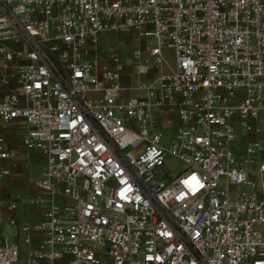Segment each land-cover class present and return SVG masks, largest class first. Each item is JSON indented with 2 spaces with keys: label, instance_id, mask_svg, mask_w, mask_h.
I'll return each mask as SVG.
<instances>
[{
  "label": "built area",
  "instance_id": "obj_1",
  "mask_svg": "<svg viewBox=\"0 0 264 264\" xmlns=\"http://www.w3.org/2000/svg\"><path fill=\"white\" fill-rule=\"evenodd\" d=\"M124 30L128 58H88ZM0 83V180L15 122L44 156L28 203L48 202L19 221L0 200V264H264V0H0Z\"/></svg>",
  "mask_w": 264,
  "mask_h": 264
},
{
  "label": "rangeland",
  "instance_id": "obj_2",
  "mask_svg": "<svg viewBox=\"0 0 264 264\" xmlns=\"http://www.w3.org/2000/svg\"><path fill=\"white\" fill-rule=\"evenodd\" d=\"M141 46V40L137 37V35L132 32L131 30H124V31H112V32H102L98 34V38H97V42L91 46V50L92 53L88 56V58H93L94 56L97 57L100 61H102L103 63H106L113 55H116L117 57L121 58V59H126L128 58V56L130 55L132 49L140 47ZM174 65V56H173V52L171 49H165L162 52V60L161 63L159 64V67L161 68V70H168L170 69L172 66ZM126 71L129 72L131 71L130 67L126 68ZM156 75V70L155 68H150L149 73L145 76L146 79H152L154 78V76ZM123 83L124 84H129V81L127 78L123 79ZM172 117V116H171ZM166 119V118H164ZM167 123V122H166ZM170 127L165 128L164 130H162V144L164 145H168V140H169V136L173 133L174 128L172 127L173 124V118H171V120L168 121V123ZM166 124V125H167ZM245 134H243L242 131H240L238 133L237 136V140H236V151H238V157H245L246 153H245V146L246 144V138H245ZM259 140L258 142V147H257V153L258 155L255 157L256 160L260 159V156H264V136L261 137H257ZM12 141H14L12 139ZM12 148L15 149H20L21 147H19L18 142H14L12 145ZM34 150V149H32ZM27 151V150H26ZM260 151V152H259ZM25 158V157H24ZM42 155L41 153L38 152V150L32 151L30 152V156L29 158L27 157L28 161L25 162L24 164V168H28L31 166L30 169V173L27 175V173H25V171H23L24 169H22L23 172H19L17 173L18 175H16L15 181H11V184L9 186L10 189V195L7 197H1L0 199H2V201L4 203H7L10 199H14L16 198V195H19L20 200L18 201L19 203V208L20 209H27L28 213L26 216H20V213L18 211H16V217L17 219H28V220H33L36 219V215L33 214V209H35L32 205H30L28 203V199L31 197H29L28 195H25L22 193L20 185L23 184L25 185H30V187L35 185V173L33 172V167L34 171L36 172L37 170H35L37 168V166L41 163V159H42ZM26 160V158H25ZM256 164H251L252 167H254ZM177 166V167H176ZM182 166L178 165V163H176L174 161V159H168L167 163L165 165V170L168 171L169 174H173L175 172H177L179 169H181ZM20 171V170H19ZM21 173V174H20ZM27 175V176H26ZM260 177L257 176V179H259ZM9 180V179H8ZM6 181V180H5ZM25 185V186H26ZM3 187L7 188V184H5V182L3 183ZM245 191H248L250 189V187L247 185L243 188ZM60 198L59 197H55L54 201L55 202H60ZM0 229L2 230V234L4 237H6L7 239H13V226L10 224H5L4 225V220H0ZM19 239V238H17ZM64 260H67V257L64 258Z\"/></svg>",
  "mask_w": 264,
  "mask_h": 264
},
{
  "label": "crops",
  "instance_id": "obj_3",
  "mask_svg": "<svg viewBox=\"0 0 264 264\" xmlns=\"http://www.w3.org/2000/svg\"><path fill=\"white\" fill-rule=\"evenodd\" d=\"M163 50H165V49H163ZM163 50H162V52H163ZM174 69V65L170 68V69H168V70H161V68H160V70L162 71V72H171L172 70ZM11 73V82L9 83V86L10 87H12L13 86V84H14V82H13V79H14V71H11L10 72ZM128 74L127 75H125L124 77H123V79L124 78H127L128 79V81H129V79H131V80H135L136 79V77H138V76H135L133 73H132V71H129V72H127ZM129 75V76H128ZM8 88V86H3L1 83H0V96L5 92V90ZM24 129V126L22 127V126H17V124L15 123V122H11V123H8V124H5L3 127H2V129H1V133H2V135H4L5 136V138H6V142H7V147H8V149L10 150V152H11V160H12V162H15V167L12 169V173L9 175V176H7V177H5V178H3V179H1L0 180V198L1 197H7V196H9L10 195V189H9V186H10V184H11V181L13 182V181H15V178H16V175H18L17 173H19V172H23V171H25V173H27V175L30 173V169H31V166L30 167H26V168H24V164H25V162H27L28 161V159H27V157L29 158V156H30V152H32V151H35L36 152V150H27L26 151V149H24L21 145H20V140H19V137H20V134H21V131ZM12 139L14 140V141H12ZM14 142H18V144H19V147H21L20 149L18 148V149H15V148H12V145H13V143ZM39 153H41L40 151H38ZM41 155H42V153H41ZM26 158V160H25V158ZM42 159L40 160L41 161V163L37 166V168L35 169V170H37L36 172L34 171V168L35 167H33L32 166V168H33V172L35 173V178H34V180H37L40 176H41V173H42V170H43V166H44V156L42 155ZM22 169H24L23 171H22ZM20 170V171H19ZM21 174V173H20ZM26 175V176H27ZM9 179V180H8ZM6 180V181H5ZM5 182V184H7V188L6 187H3V183ZM26 185V184H25ZM24 184H23V182H22V184L20 185V187H21V189H24V190H22V193L23 194H25V195H28L29 197L31 196V197H33V196H35L36 194H37V192H38V189H37V187H34V186H32V187H30V185H26L25 186ZM30 197V198H31ZM55 197H59L60 198V196H54L53 197V200H54V198ZM20 200V197H19V195H16V198H14V199H10L9 201H12V200H14V201H16L17 202V209H16V211H18L19 213H20V216L22 217H24V216H26L27 215V213H28V211H27V209L25 208V209H20L19 208V203H18V201ZM61 199V198H60ZM1 201H2V199H0ZM47 203L48 202H45V203H43L42 205H40V206H33L35 209H33V214H35L36 215V219H33V220H30V221H34V220H37V219H39L40 217H41V215H42V212L44 211V209L47 207ZM16 213V212H15ZM19 221H24V220H28V219H25V218H23V219H18ZM4 225H5V223H4Z\"/></svg>",
  "mask_w": 264,
  "mask_h": 264
}]
</instances>
